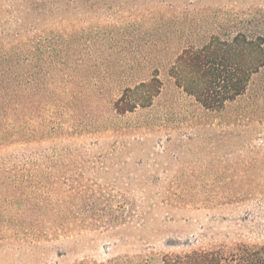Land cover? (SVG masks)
Segmentation results:
<instances>
[{
  "label": "rangeland",
  "instance_id": "1",
  "mask_svg": "<svg viewBox=\"0 0 264 264\" xmlns=\"http://www.w3.org/2000/svg\"><path fill=\"white\" fill-rule=\"evenodd\" d=\"M188 2L0 0V54L37 48L41 58L56 45L61 60V45L77 42L50 80L40 77L55 99L28 115L21 137L0 141V264L264 244V118L205 115L178 83L175 59L195 34L264 1L198 0L193 11H207L194 16L218 22L191 30L172 23ZM158 18L170 22L158 33L166 51L147 63ZM152 74L161 89L150 103L114 112Z\"/></svg>",
  "mask_w": 264,
  "mask_h": 264
},
{
  "label": "trees",
  "instance_id": "2",
  "mask_svg": "<svg viewBox=\"0 0 264 264\" xmlns=\"http://www.w3.org/2000/svg\"><path fill=\"white\" fill-rule=\"evenodd\" d=\"M197 1L189 0L185 5V15L180 21L172 19V23L182 26L186 24L191 30L190 25L202 24L207 27L218 22L217 17L209 19L211 16L207 15L208 12L203 13L201 18L194 16L207 11L202 7L194 12L198 7ZM226 1L240 4L244 0ZM248 1L255 5L264 0ZM168 7L173 8L170 4ZM199 10L203 11L198 12ZM238 15L232 20H219L217 32L207 29L206 33L205 30L200 35L195 34V41L183 47L175 56L180 69L177 80L205 115L218 114L224 117V114L232 113L237 117H245L248 112L252 116L257 115L256 118H264V9H249L247 13ZM162 19L158 18L153 22L155 28L147 36L150 41L149 51L144 58L147 63L152 53L166 51L161 48L158 33L170 22H163ZM38 42L40 39L36 42L37 47L40 46ZM75 43V40L63 43L61 47L64 46L65 49L59 59L74 52L72 49ZM51 46L47 50L50 55L41 58L35 55L37 48L14 50L9 56L0 54V141L14 136L21 137V123L28 115L33 116L38 108H43L55 99L51 93L38 89L42 84L40 77L44 76L45 81L50 80L55 65L63 62L51 55ZM110 64L113 65L112 61ZM182 66L184 69L188 68L186 75H183ZM109 76L110 73H107V77ZM187 76L190 77L189 82ZM256 80L259 82L255 84ZM160 86L155 74L149 79H140L133 88L125 89L120 98L112 103L114 112H131L137 106L149 104L160 92ZM77 264H264V244H220L179 252H149L131 257H116L104 263L83 261Z\"/></svg>",
  "mask_w": 264,
  "mask_h": 264
}]
</instances>
